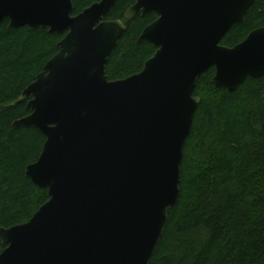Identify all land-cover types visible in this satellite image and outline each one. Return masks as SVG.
I'll return each instance as SVG.
<instances>
[{
  "label": "water",
  "instance_id": "water-1",
  "mask_svg": "<svg viewBox=\"0 0 264 264\" xmlns=\"http://www.w3.org/2000/svg\"><path fill=\"white\" fill-rule=\"evenodd\" d=\"M118 1L73 15V0H0V24L65 34L23 91L31 113L13 123L46 138L26 176L49 200L27 222L0 228V264H150L180 198L199 78L214 67L212 83L233 92L264 76V27L221 44L257 0H136L124 18L155 13L138 42L157 50L142 71L109 80L127 29L106 19Z\"/></svg>",
  "mask_w": 264,
  "mask_h": 264
},
{
  "label": "trees",
  "instance_id": "trees-1",
  "mask_svg": "<svg viewBox=\"0 0 264 264\" xmlns=\"http://www.w3.org/2000/svg\"><path fill=\"white\" fill-rule=\"evenodd\" d=\"M100 0H73V15ZM136 0H119L107 20L127 27L106 67L109 80L142 71L156 47L138 42L153 15L126 11ZM0 24V228L30 220L49 200L46 190L26 176L45 136L35 127L13 126L31 113L23 91L58 52L63 35L28 26ZM264 27V0H257L245 21L234 25L221 44L233 47ZM212 67L198 81L201 98L184 148L181 194L150 264H264V76L248 77L235 91L216 87ZM5 249L0 236V253Z\"/></svg>",
  "mask_w": 264,
  "mask_h": 264
},
{
  "label": "flooded vegetation",
  "instance_id": "flooded-vegetation-1",
  "mask_svg": "<svg viewBox=\"0 0 264 264\" xmlns=\"http://www.w3.org/2000/svg\"><path fill=\"white\" fill-rule=\"evenodd\" d=\"M139 14H141V13H139ZM141 15H142V14H141ZM147 15H153V16H155V17H154V20H153L151 23H153V22L157 19V15H156L155 13H150V14H147ZM142 16H146V15H142ZM124 19H125V18H124ZM124 23H125V22H124ZM151 23H150V24H151ZM150 24H149V25H150ZM125 25H126V24H125ZM147 26H148V25H147ZM147 26H146V27H147ZM146 27H145V28H146ZM145 28H144V29H145ZM144 29H143V31H144ZM126 30H127V29H126ZM142 33H143V32H142ZM142 33H141V34H142ZM139 37H140V36H139ZM138 39H139V38H138ZM152 45H153V44H152ZM153 46H154V45H153ZM154 47H155V46H154ZM156 50H157V48H156Z\"/></svg>",
  "mask_w": 264,
  "mask_h": 264
}]
</instances>
